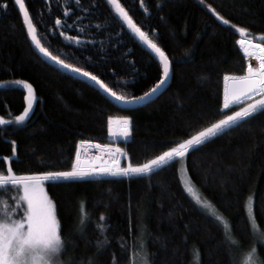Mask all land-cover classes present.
Here are the masks:
<instances>
[{
    "label": "trees",
    "instance_id": "obj_1",
    "mask_svg": "<svg viewBox=\"0 0 264 264\" xmlns=\"http://www.w3.org/2000/svg\"><path fill=\"white\" fill-rule=\"evenodd\" d=\"M116 1L170 61L167 87L134 107L116 104L92 83L49 62L35 49L17 1L0 0V115L9 118L0 121V175L16 179L71 171L84 142L117 144L132 167L181 149L144 172L46 180L60 222L63 259L127 264L146 249L149 264H192L194 254L200 264H237L238 241L230 243L223 222L192 196L181 173L186 168L237 239L252 236L249 203L264 234V105L238 117L245 103L227 106L226 99V88L232 101L242 96L238 81L232 82L236 77L225 88L228 76L246 73L244 50L256 47L240 41L264 45V0ZM24 3L38 40L53 57L91 73L121 98L143 97L162 81L161 60L111 0ZM259 53L264 55L262 48ZM251 76L240 78H248L245 91L253 94L264 82ZM23 80L37 97L21 121L16 117L26 106V89L18 83ZM115 118L128 121L126 135L112 137ZM21 216L25 206L18 183H0V219ZM143 237L145 249L139 246ZM258 254L264 264V244Z\"/></svg>",
    "mask_w": 264,
    "mask_h": 264
},
{
    "label": "rangeland",
    "instance_id": "obj_2",
    "mask_svg": "<svg viewBox=\"0 0 264 264\" xmlns=\"http://www.w3.org/2000/svg\"><path fill=\"white\" fill-rule=\"evenodd\" d=\"M247 39V38H245ZM251 40V39H249ZM253 41V40H252ZM257 42V41H253ZM255 48L252 52L246 50L248 56V68L246 73L239 76H228L232 79V82H237L241 91H239L235 100L229 99L228 88H226V99L227 106L236 100L243 99L245 97L247 100L241 102L244 104L241 109L240 114L244 115L248 112H253L258 109V107L264 105V85L260 86L253 91V94L245 91L244 85L249 83L248 78L243 80L240 77H246V75L251 74V77H256L259 80V75L264 82V55L259 53V49H264V45L257 42ZM260 47V48H258ZM251 48V47H250ZM252 49V48H251ZM255 50V51H254ZM256 78V79H257ZM242 79V81H239ZM258 82V81H256ZM260 82V80H259ZM21 86L26 89V106L24 112L16 117L21 121L32 112L34 102L36 99L35 89L30 82L23 80L18 82ZM237 118V117H236ZM8 117L0 115V121L7 120ZM235 119L228 120L216 125L215 129L209 131L208 133H215V131L225 128L227 125L233 122ZM111 135L112 137L118 138L120 135H126L129 129L128 121L115 118L111 124ZM207 133V132H205ZM204 133V134H205ZM204 135H201L203 137ZM106 150H101V149ZM77 154V164L75 168L71 171H60V172H50L49 174H38V175H27L25 177H20L16 179H9L0 175V183L5 181L17 182L20 187L21 197L25 206V216H21L18 219H0V264H71L63 259L61 251V240L59 236V219L56 216L55 207L50 196H48L46 185L44 182L52 178L61 177H83V176H94V175H115L116 173H127L138 171L144 172L148 171L149 168L156 167L161 163L169 161L173 156L179 154L181 149L175 148L171 151L163 154L158 159H155L149 165L132 167L127 158L126 153L117 144L115 145H99L95 142H84L78 148ZM100 153L103 155L101 156ZM98 157L100 161L99 164H95L93 159ZM83 159H88L91 161L90 166H84L82 164ZM123 159L127 162L124 164ZM183 176V177H182ZM181 178L185 181L186 189L192 194L194 198L197 199L200 204L203 205L205 210H209L215 213V216L223 222L226 232L228 233L230 243L234 244L235 240V257L237 264H263L260 254H258V246L264 244V234L258 229L257 223L254 220L253 212L251 213V204H248L249 210V221H251V238L246 241H241L237 239L239 236L233 231L230 223H228L220 211H217L215 206L210 200L203 197L201 192L194 186L191 179L186 172V168L183 167L181 173ZM145 239V240H144ZM234 240V241H233ZM146 238H141L139 242L140 248L145 249ZM194 261L192 264H200V257L198 254H194ZM127 264H149V259L146 254V249L138 254L132 255L130 262Z\"/></svg>",
    "mask_w": 264,
    "mask_h": 264
},
{
    "label": "water",
    "instance_id": "obj_3",
    "mask_svg": "<svg viewBox=\"0 0 264 264\" xmlns=\"http://www.w3.org/2000/svg\"><path fill=\"white\" fill-rule=\"evenodd\" d=\"M18 8L21 9L23 19L25 20L26 28L29 32V36L31 41L33 42V45L37 52H39L43 57H45L49 62L54 64L55 66H58L65 72L72 73L73 75L77 76L78 78H82L86 80L88 83H92L95 87H97L100 91L103 93H106L109 98L112 101H115L116 104H119L120 106H127V107H134L139 104H143L144 102L154 99L159 95L164 88L167 87L168 83L170 82V75H171V68H170V61L169 58L166 57L165 53L159 48V46H156L148 36H146L137 25H135L134 21L129 17L128 14L125 13V11L122 9L121 5L117 3L116 0H111L112 4H114L116 11L119 15H121L126 22L127 25H129L130 29L133 30V32L140 38V40L161 60L162 66L164 69L163 78L162 81L152 89L149 93H147L143 97L135 98V100H128L123 99L116 93L112 92L108 86L102 82L100 79L92 75L91 73H87L83 70H80L79 68H75L70 64H66L62 61H60L58 58L53 57L49 51H47L41 44L40 40H38L37 37V30L35 29V25L33 23V19L30 17L28 9L25 6L24 0H16ZM245 52V50H244ZM246 54V52H245ZM241 100H236V102H233L229 104L228 106L236 105L237 103L244 102L247 100L245 97H242ZM204 137H199L194 140V142H198L199 140H202ZM180 153V152H179ZM96 164H99L100 161L98 159L94 160ZM82 164L84 166H90L91 161L88 159H83Z\"/></svg>",
    "mask_w": 264,
    "mask_h": 264
},
{
    "label": "bare ground",
    "instance_id": "obj_4",
    "mask_svg": "<svg viewBox=\"0 0 264 264\" xmlns=\"http://www.w3.org/2000/svg\"><path fill=\"white\" fill-rule=\"evenodd\" d=\"M245 41H248V42H250V43H252V44H255V45L258 44L257 42H253L252 40H249V39H245V38H244V39H242V40L240 41V43H242V46L244 45V42H245ZM262 52L264 53V49H262ZM98 149H101V148H98ZM101 150L104 151V150H106V149H101ZM100 155L102 156L103 154L100 153ZM96 159H98V157H96L95 160H96ZM93 161H94V159H93ZM94 163H95V162H94ZM95 164H96V163H95Z\"/></svg>",
    "mask_w": 264,
    "mask_h": 264
}]
</instances>
